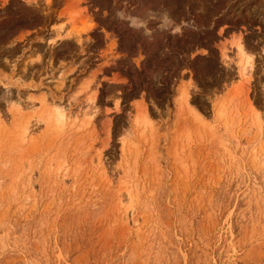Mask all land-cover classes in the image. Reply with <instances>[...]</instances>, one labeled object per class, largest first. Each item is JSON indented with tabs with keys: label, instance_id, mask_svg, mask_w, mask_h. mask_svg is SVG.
Here are the masks:
<instances>
[{
	"label": "rangeland",
	"instance_id": "374dc122",
	"mask_svg": "<svg viewBox=\"0 0 264 264\" xmlns=\"http://www.w3.org/2000/svg\"><path fill=\"white\" fill-rule=\"evenodd\" d=\"M0 264H264V0H0Z\"/></svg>",
	"mask_w": 264,
	"mask_h": 264
},
{
	"label": "bare ground",
	"instance_id": "6f19581e",
	"mask_svg": "<svg viewBox=\"0 0 264 264\" xmlns=\"http://www.w3.org/2000/svg\"><path fill=\"white\" fill-rule=\"evenodd\" d=\"M240 52H241V49H240ZM241 56H244L243 54H242V52H241ZM242 61L243 62H241L243 65H245V67H247V65H249V59H248V57L246 56H244V57H242Z\"/></svg>",
	"mask_w": 264,
	"mask_h": 264
},
{
	"label": "crops",
	"instance_id": "0c3cea01",
	"mask_svg": "<svg viewBox=\"0 0 264 264\" xmlns=\"http://www.w3.org/2000/svg\"><path fill=\"white\" fill-rule=\"evenodd\" d=\"M220 43H222V42H220ZM233 53H234V51H233Z\"/></svg>",
	"mask_w": 264,
	"mask_h": 264
}]
</instances>
